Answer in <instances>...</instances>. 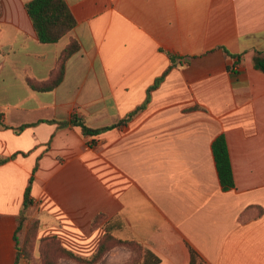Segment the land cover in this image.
<instances>
[{
    "label": "crops",
    "instance_id": "crops-1",
    "mask_svg": "<svg viewBox=\"0 0 264 264\" xmlns=\"http://www.w3.org/2000/svg\"><path fill=\"white\" fill-rule=\"evenodd\" d=\"M31 1L0 0V90L28 93L0 105L10 127L0 129L4 223L37 218L40 238L81 256L109 230L162 264H189L190 248L199 264H264V72L254 65L264 51V0H65L77 24L56 44L39 41ZM71 38L81 50L62 85L34 92L26 78L47 79ZM79 82H90L82 103ZM73 115L93 128L125 122L94 138L38 123ZM24 124L36 125L13 129ZM220 135L235 180L229 191L213 153ZM131 258L116 247L98 264Z\"/></svg>",
    "mask_w": 264,
    "mask_h": 264
},
{
    "label": "trees",
    "instance_id": "trees-1",
    "mask_svg": "<svg viewBox=\"0 0 264 264\" xmlns=\"http://www.w3.org/2000/svg\"><path fill=\"white\" fill-rule=\"evenodd\" d=\"M26 9L33 22L38 39L42 44H56L60 42L74 30L77 24L71 9L65 0H32L26 5ZM80 50V42L76 38H71L69 44L58 57L56 66L47 81L36 82L35 79L27 77L26 82L30 89L40 93L52 92L55 90L65 79L66 67L69 59L80 52ZM169 56L172 64H176L178 57L173 54H169ZM254 65L257 70L264 72V51L257 52L254 59ZM162 80L163 78H160L152 89H154ZM152 89H150V91ZM134 114L135 112L129 114L126 120H129ZM43 122L58 123L60 128L79 127L84 136L94 138L111 128L123 125L125 120H122L119 124L101 128H93L89 126L86 120L78 115H73L70 119L65 121L58 122L56 120H41L38 123ZM34 125L36 124H24L19 128L13 129L19 133ZM8 128L10 127L0 120V129ZM95 143H97V141L93 139L90 142V146H93ZM213 153L223 190L229 191L235 188L234 174L225 135H220L215 139L213 142ZM7 161L8 159L0 157V165L5 164ZM37 168L38 164L34 169L29 185L25 191L24 209H27L33 204L31 190ZM103 219L104 216H97L93 221V226L96 227ZM14 222L16 224V229L13 235V240L17 250L14 264H21L24 260L30 261L32 256L31 246H33V243H42L45 241L49 242L46 243L44 248L40 251V257L44 261V264H54L58 255L67 257L79 264H98L113 248L116 247H127L131 249L132 258L127 264H162L160 258L151 251L144 249L140 243L136 241L116 239L112 236L109 230H107L101 239L99 247L94 254L91 256H81L65 248L62 242L56 237L40 238L39 230L41 222L39 219L31 218L22 213L15 218ZM189 251V264H199V256L196 251L191 248Z\"/></svg>",
    "mask_w": 264,
    "mask_h": 264
},
{
    "label": "rangeland",
    "instance_id": "rangeland-1",
    "mask_svg": "<svg viewBox=\"0 0 264 264\" xmlns=\"http://www.w3.org/2000/svg\"><path fill=\"white\" fill-rule=\"evenodd\" d=\"M55 66H54V68H55ZM54 68H53V70H54ZM28 77H30V76H28ZM49 77H50V75H49ZM49 77L47 79H42V80L35 78V77H31V78L35 79L36 82H44V81H47L49 79ZM63 82H64V80H63ZM62 83L55 90H57L62 85ZM6 84H7V82H6ZM79 84H80L79 85L80 90H77V92L79 93L78 101L80 103H82V102L88 100L86 92L89 90L90 82H79ZM0 85H4V83H1ZM15 87L13 89L9 90L8 93L4 92L3 89L0 90L1 91L0 92V105L1 106L8 105V104L12 105V104L16 103L17 101L23 100L24 98H26L28 96V93L26 92V90H24V88L21 85H20V87H17V88H15ZM55 90H53L52 92H54ZM34 92H36V91H34ZM36 93L44 94V93H40V92H36ZM47 93H50V92H47ZM38 96H47L46 98H48L50 100L52 95L46 94V95H38ZM43 98H45V97H43ZM78 104H76V105H78ZM59 117L61 119H64V117L61 115H59ZM13 223H14V225H16L15 222L14 221L12 222L11 220L4 223V219H2L0 216V264H14V260L16 257L17 250H16L15 242L13 240V235H14ZM48 242L49 241H47V242L45 241L42 243L34 242L33 246H31L32 247L31 260L30 261L24 260L23 262H21V264H44V261L40 257V251L42 250V248H44V245ZM54 264H79V263H77V262H75V261H73L67 257H62V256L58 255L56 257V261Z\"/></svg>",
    "mask_w": 264,
    "mask_h": 264
}]
</instances>
